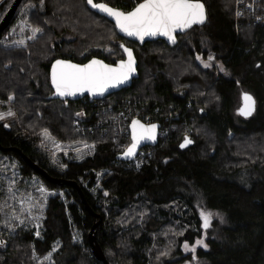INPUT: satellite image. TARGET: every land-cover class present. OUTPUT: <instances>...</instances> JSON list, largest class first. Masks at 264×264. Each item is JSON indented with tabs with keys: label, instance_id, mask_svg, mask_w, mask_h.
I'll list each match as a JSON object with an SVG mask.
<instances>
[{
	"label": "trees",
	"instance_id": "1",
	"mask_svg": "<svg viewBox=\"0 0 264 264\" xmlns=\"http://www.w3.org/2000/svg\"><path fill=\"white\" fill-rule=\"evenodd\" d=\"M200 1L206 21L173 45L120 36L86 0L20 1L0 30V113H14L0 120V264H104L92 229L109 264H264V22L236 16V0ZM12 2L0 0V21ZM121 42L137 60L129 86L48 97L53 59L114 63ZM242 91L255 99L248 117ZM134 117L159 125L138 164L116 158ZM200 210L217 213L207 229ZM200 238L206 248L184 253Z\"/></svg>",
	"mask_w": 264,
	"mask_h": 264
},
{
	"label": "snow or ice",
	"instance_id": "2",
	"mask_svg": "<svg viewBox=\"0 0 264 264\" xmlns=\"http://www.w3.org/2000/svg\"><path fill=\"white\" fill-rule=\"evenodd\" d=\"M87 3L95 9L105 13L115 21V27L120 32L129 37H136L143 41L146 36L161 35L175 42L177 30L184 31L196 24H203L206 19L204 4L200 0H144L139 3L131 12L125 13L113 9L104 3H95L94 0H87ZM38 27L32 28L33 37L40 32ZM30 37V38H33ZM23 44V41H19ZM120 47L123 48V45ZM128 59L121 60L112 67L102 61L92 60L86 65H76L66 61H56L52 66V84L56 94L64 96H74L77 93L89 92L93 95H103L109 88H114L125 83L132 73L135 72V61L131 49L124 48ZM200 59V57H197ZM211 59V57L209 58ZM205 64V67H208ZM11 99V97H10ZM243 106L239 109V114L250 116L255 108V100L247 93L242 96ZM11 111L0 113V120L5 116H12ZM141 129L139 135L137 128ZM156 125L145 127L139 121L132 122V141L133 143L124 153L125 157H132L135 154L137 145L142 140H155ZM44 135L48 137L47 130ZM192 143L187 137L181 147ZM203 227L210 226L212 213L201 211ZM39 235V233H37ZM196 246L207 247L203 240H197L190 249L195 252ZM189 246L185 244V249Z\"/></svg>",
	"mask_w": 264,
	"mask_h": 264
},
{
	"label": "water",
	"instance_id": "3",
	"mask_svg": "<svg viewBox=\"0 0 264 264\" xmlns=\"http://www.w3.org/2000/svg\"><path fill=\"white\" fill-rule=\"evenodd\" d=\"M20 1H21V0H13V2L11 3V5L9 6V8L7 9V11L5 12V14L3 15V17H2V19H1V21H0V30H2V29H3V28L9 23V21H10L11 17L13 16V14H14V12H15V10H16L18 4L20 3ZM94 2H95V3H104V4H107L109 7L113 8V9L123 11V10H121L120 8H117V7H115V6H111L110 4H108V3L104 2V1H94ZM143 2H144V0H141V1L138 2L136 5H134L131 9H129V10H127V11H123V12H125V13L131 12L132 10H134V8H135L136 6H138L139 3H143ZM200 2H201V1H200ZM201 3H202V2H201ZM86 5L88 6L89 9H91V10H93L94 12L98 13L99 15H102V16H104L105 18H107V19H108L109 21H111V22L114 24V26H115V21H114L113 18L107 16L105 13L99 11L98 9L92 8V7L87 3V0H86ZM204 8H205V7H204ZM205 15H206V12H205ZM205 21H206V19H205ZM196 25H202V24H196ZM193 26H194V25H193ZM193 26H192V27H193ZM115 29H116L117 33H118L120 36H122V37H124V38H126V39H129V40H131V41L138 42L139 44H143L145 41H149V40L163 39L167 44H169V45H173V44H175V42H176V35L179 34V33H184V32H185L186 30H188L189 28L186 29V30H184V31H179V30H177L176 33H174V35H175V42H174V43L171 42V41H169L167 37H165V36H161V35H156V36H146V37L144 38V40L141 41V40H139V39L136 38V37H129V36H127L125 33L120 32L119 29L116 28V27H115ZM121 45H123V48L120 47ZM119 47H120V49H121V51H122V53H123V58L116 60L114 63H108V62L104 61L103 59L98 58V57H95V56L90 57L88 60H86V61L83 62V63H78V62H75V61H72V60H69V59H66V58H61V57H57V58L53 59L52 62L50 63V67H49V81H50V86H51L52 92L48 95V97H49V98H58V99H61V100H75V99H80V98H82V97H84V96H87L88 99L91 101V100H93V99H99V98H102V97H104L105 95H107V94H109V93H112V92H114V91L121 90V89H123V88L129 86V85L132 83V80L138 76V71H137V60H136V57H135V54H134V50H133L132 47L126 45V44L123 43V42H121V43L119 44ZM124 48L131 49L132 54H133V58H134V61H135V64H134L135 72L131 74V76L129 77V79H128L125 83L120 84L119 86L114 87V88H109L107 91H105V92L103 93V95H93V94H91V93H89V92H84V93H77V94L74 95V96H64V97H61V96H59V95L56 94V90H55V88L53 87V84H52V66H53V64H55L56 61H66V62H70V63H72V64H76V65H81V66H83V65L88 64V63H89L90 61H92V60H98V61H102L104 64H108V65H110V66H112V67H115V66L119 63V61H121V60H125V61H126V60L128 59V57H127V53L124 52ZM244 93H247V94H249V95H251V96L253 97V95H252L251 93L247 92V91H242V92L240 93V100H241V101H240V104H239V106H238V108H237V112H238V113H239V109L243 106L242 96H243ZM253 99H254V97H253ZM254 100H255V99H254ZM252 113H253V112H252ZM241 116H243V115H241ZM243 117H246V116H243ZM247 117H248V116H247ZM134 120L139 121L140 124L144 125L145 127H149V126H151V125H156V129H155V140H147V139H145V140L140 141V143L137 145V147H136V149H135V154H134L132 157H125L124 153L127 151V149H128V148L131 146V144L133 143V141H132V122H133ZM128 130H129V139H130V142H129V144L125 147V149H124L121 153H119V154L116 156V158H117L118 160H120V161H130V160H132V159L136 156V154H137V152L139 151L140 148H142V147L145 146V145H154V144H156V142H157V140H158V136H159V134H158V132H159V125H158V123H155V122H153V123H145V122L141 121V120H140L139 118H137V117H134V118H132V119L129 121V124H128ZM140 131H141V129H139V127H138V128H137V134H138V135H139ZM186 137L188 138V136H185V137L181 140V142L179 143V147H180V148H184V147H181V144L184 143ZM188 139H189V138H188ZM189 140H190V139H189ZM191 141H192V140H191ZM190 144H191V143H190ZM190 144L186 145L185 147L189 146ZM22 157L24 158V160H25V161H26V162H27V163H28L33 169H35L36 171H38L39 173H41V174H42L47 180L52 181V182H65V183H69V184H71V185H73V186L76 187L75 183L72 182V181L60 180V179H58V178H54V177L49 176V175H48L43 169H41L40 167H38L37 165H35L34 163H32L27 157H25V156H23V155H22ZM78 191H79V190H78ZM79 193H80V191H79ZM80 194H81V193H80ZM81 197H82V196H81ZM82 200H83V198H82ZM83 201H84V200H83ZM92 231H93V229L89 232V236H88V238H89V243H90V245H91L92 253L95 255V257H96L97 259L101 260L104 264H109V263L107 262L105 256H104V253H103L102 249L99 247L98 243L96 242V240H95V236H94V234H93Z\"/></svg>",
	"mask_w": 264,
	"mask_h": 264
},
{
	"label": "built area",
	"instance_id": "4",
	"mask_svg": "<svg viewBox=\"0 0 264 264\" xmlns=\"http://www.w3.org/2000/svg\"><path fill=\"white\" fill-rule=\"evenodd\" d=\"M235 6L236 16H243L246 14L248 18L252 19L254 22H264V0H236ZM75 125H77L76 122ZM127 132L129 133V130H127ZM138 153H140V149L137 154Z\"/></svg>",
	"mask_w": 264,
	"mask_h": 264
},
{
	"label": "rangeland",
	"instance_id": "5",
	"mask_svg": "<svg viewBox=\"0 0 264 264\" xmlns=\"http://www.w3.org/2000/svg\"><path fill=\"white\" fill-rule=\"evenodd\" d=\"M198 61H199V63L202 65V66H205V64H209V61L208 60H205V59H203V58H200V59H198ZM215 64H217V63H215ZM240 94H239V98H238V102H237V106H236V108H238V106H239V104H240ZM147 122V121H146ZM149 123V122H148ZM151 153V150H149V149H146V148H144V147H142L141 149H140V153H138L137 155H136V157L134 158V159H132L131 161H129V162H132V163H134V164H138L139 162H140V159H142L143 157H145L146 155H148V154H150ZM201 211H204V212H206V213H212V218L213 217H216L217 216V213L216 212H214V211H209V210H200V213H201ZM197 240H203L202 238H200V239H197ZM197 240H195V242L193 243V244H189V243H183V245H182V249H183V251H184V253H188V252H193V251H191L190 249L195 245V243H196V241ZM204 241V240H203ZM185 244H187L188 246H189V248H188V250H186L185 249ZM196 247H198V246H196ZM203 247V246H202ZM205 248V247H204ZM194 263V260H192V259H185L184 261H182V262H180V263H178V264H193Z\"/></svg>",
	"mask_w": 264,
	"mask_h": 264
}]
</instances>
